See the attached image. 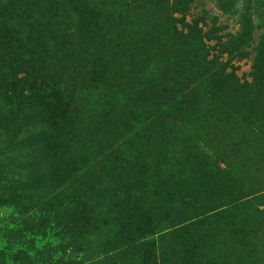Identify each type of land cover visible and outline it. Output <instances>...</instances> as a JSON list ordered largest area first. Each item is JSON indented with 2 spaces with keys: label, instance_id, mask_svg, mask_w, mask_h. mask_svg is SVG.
I'll return each instance as SVG.
<instances>
[{
  "label": "rangeland",
  "instance_id": "374dc122",
  "mask_svg": "<svg viewBox=\"0 0 264 264\" xmlns=\"http://www.w3.org/2000/svg\"><path fill=\"white\" fill-rule=\"evenodd\" d=\"M151 1L0 0V264H264V0Z\"/></svg>",
  "mask_w": 264,
  "mask_h": 264
},
{
  "label": "trees",
  "instance_id": "16d2710c",
  "mask_svg": "<svg viewBox=\"0 0 264 264\" xmlns=\"http://www.w3.org/2000/svg\"><path fill=\"white\" fill-rule=\"evenodd\" d=\"M227 0H219V5H220V7H221V9L222 10H224V6H227L228 5V3H225ZM148 7H151V5H153L152 3V1L150 0H148ZM144 3V2H143ZM141 4L143 7H142V9H141V11H144L146 8H145V4ZM174 72H173V76H174ZM169 84V83H168ZM135 89H136V87H135ZM138 91V90H137ZM131 92V91H130ZM129 92V93H130ZM128 93V92H127ZM135 93H136V90H135ZM135 112H136V108H135ZM135 112L133 111V113L135 114ZM133 115V114H132ZM167 157H169V156H167ZM135 198H136V194H135Z\"/></svg>",
  "mask_w": 264,
  "mask_h": 264
}]
</instances>
